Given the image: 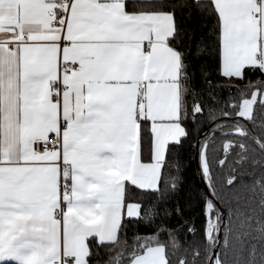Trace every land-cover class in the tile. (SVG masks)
I'll return each mask as SVG.
<instances>
[{"label":"crops","instance_id":"crops-1","mask_svg":"<svg viewBox=\"0 0 264 264\" xmlns=\"http://www.w3.org/2000/svg\"><path fill=\"white\" fill-rule=\"evenodd\" d=\"M128 1L148 0H72L66 24L51 26L54 0H0V262L54 264L73 254L85 264L90 238L113 242L124 217L140 216L126 187L157 189L167 148L185 133L174 16L129 10ZM211 1L222 73L264 71V0ZM68 61L79 68L62 69ZM57 81L67 88L56 98ZM259 96L242 102V117ZM139 111L152 133L149 161ZM53 132L61 149L36 152L32 141ZM130 264H167L165 248L150 246Z\"/></svg>","mask_w":264,"mask_h":264},{"label":"trees","instance_id":"trees-1","mask_svg":"<svg viewBox=\"0 0 264 264\" xmlns=\"http://www.w3.org/2000/svg\"><path fill=\"white\" fill-rule=\"evenodd\" d=\"M127 9L174 16L169 42L181 56L185 133L169 144L157 189L126 187L125 202L139 203L140 216L124 217L113 242L90 238L85 264H130L154 245L164 246L167 264H264V98L250 118L240 115L242 102L264 91V71L222 73V23L211 0L128 1ZM138 118L142 159L149 161L152 133L140 111Z\"/></svg>","mask_w":264,"mask_h":264},{"label":"built area","instance_id":"built-area-1","mask_svg":"<svg viewBox=\"0 0 264 264\" xmlns=\"http://www.w3.org/2000/svg\"><path fill=\"white\" fill-rule=\"evenodd\" d=\"M71 2L72 0H54V5L51 10V26H64L66 24L69 15V6ZM61 68L66 69L68 71H72L78 69L79 64L76 62L68 61L62 63ZM53 88V96L57 98L60 92L66 89L67 86L57 81L53 83ZM31 145L33 149L39 153H44L52 150H59L62 146L61 135L54 132L49 133L47 136L39 140L32 141ZM63 190L68 192L70 190V187L64 186ZM75 260L76 257L73 254H67L61 256L58 260L54 262V264H75Z\"/></svg>","mask_w":264,"mask_h":264},{"label":"rangeland","instance_id":"rangeland-1","mask_svg":"<svg viewBox=\"0 0 264 264\" xmlns=\"http://www.w3.org/2000/svg\"><path fill=\"white\" fill-rule=\"evenodd\" d=\"M201 163L203 165L205 172H207V167L205 165L203 157H201ZM215 229H216V222L213 218H210L209 223H208V228H207V234L209 237L210 236L212 237V234L215 233Z\"/></svg>","mask_w":264,"mask_h":264},{"label":"water","instance_id":"water-1","mask_svg":"<svg viewBox=\"0 0 264 264\" xmlns=\"http://www.w3.org/2000/svg\"><path fill=\"white\" fill-rule=\"evenodd\" d=\"M198 146V143H197ZM196 160H198V156L196 157ZM216 255V250L214 251V256Z\"/></svg>","mask_w":264,"mask_h":264}]
</instances>
